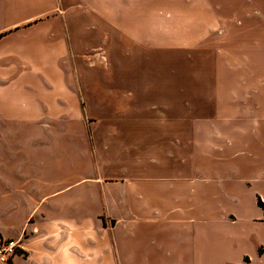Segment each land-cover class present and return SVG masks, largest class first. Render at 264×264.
Masks as SVG:
<instances>
[{
    "label": "crops",
    "instance_id": "obj_1",
    "mask_svg": "<svg viewBox=\"0 0 264 264\" xmlns=\"http://www.w3.org/2000/svg\"><path fill=\"white\" fill-rule=\"evenodd\" d=\"M0 142L13 264H264V0H0Z\"/></svg>",
    "mask_w": 264,
    "mask_h": 264
},
{
    "label": "built area",
    "instance_id": "obj_2",
    "mask_svg": "<svg viewBox=\"0 0 264 264\" xmlns=\"http://www.w3.org/2000/svg\"><path fill=\"white\" fill-rule=\"evenodd\" d=\"M19 249V242L16 239L4 238L0 242V264H13V256Z\"/></svg>",
    "mask_w": 264,
    "mask_h": 264
},
{
    "label": "rangeland",
    "instance_id": "obj_3",
    "mask_svg": "<svg viewBox=\"0 0 264 264\" xmlns=\"http://www.w3.org/2000/svg\"><path fill=\"white\" fill-rule=\"evenodd\" d=\"M14 143H6V142H0V152L3 151V150H6L8 147H13L14 148ZM1 194L3 195V197L7 198V195L9 196V194L6 192V191H1L0 190V197H1ZM10 207H5V206H0V222H1V218H4V214L6 213L5 211L9 210ZM1 227V225H0ZM6 230H11L10 228H7ZM4 238H7V237H0V242L1 240H3ZM12 239H15V238H12ZM16 240V239H15ZM18 240V239H17ZM19 242V240H18Z\"/></svg>",
    "mask_w": 264,
    "mask_h": 264
},
{
    "label": "trees",
    "instance_id": "obj_4",
    "mask_svg": "<svg viewBox=\"0 0 264 264\" xmlns=\"http://www.w3.org/2000/svg\"><path fill=\"white\" fill-rule=\"evenodd\" d=\"M258 203L262 206L263 208V213H264V203H261L260 201H258ZM18 251V250H17Z\"/></svg>",
    "mask_w": 264,
    "mask_h": 264
}]
</instances>
